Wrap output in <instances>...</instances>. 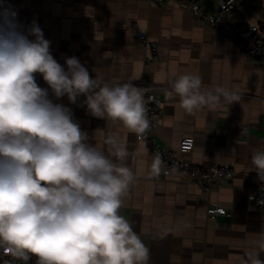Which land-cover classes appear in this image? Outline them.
<instances>
[{
    "label": "crops",
    "instance_id": "0c3cea01",
    "mask_svg": "<svg viewBox=\"0 0 264 264\" xmlns=\"http://www.w3.org/2000/svg\"><path fill=\"white\" fill-rule=\"evenodd\" d=\"M182 1L187 2L0 0V6H11L25 31L35 20L50 41L52 55L65 68V58L75 56L93 78L135 83L144 77L162 85L159 143L176 149L182 137L191 135L194 147L187 157L194 163L234 167L230 185L207 193L175 176L150 179L154 157L136 133L119 121L93 117L82 106L84 96L76 104L66 96L56 99L72 110L89 142L107 152L104 139L115 134L126 147L129 156L124 163L137 178L120 214L149 248V264H240L244 253L264 237V219L248 201L257 179L255 171L249 172L251 155L264 147V71L252 65L230 37L229 24L235 17L222 29H213L196 20ZM247 1L253 7L248 19H264V0ZM216 2L203 1L204 11L212 12ZM134 22L158 42V60H147L149 50L132 35ZM185 73L200 76L203 91L226 87L241 98L190 114L178 96L165 95L173 77ZM216 204L227 213L210 219L207 208Z\"/></svg>",
    "mask_w": 264,
    "mask_h": 264
},
{
    "label": "clouds",
    "instance_id": "9594fccd",
    "mask_svg": "<svg viewBox=\"0 0 264 264\" xmlns=\"http://www.w3.org/2000/svg\"><path fill=\"white\" fill-rule=\"evenodd\" d=\"M65 65L54 58L35 20L25 31L11 6H0V247L24 264L31 256L38 257L36 264H149V248L120 214L137 178L124 163L126 147L109 134L107 152L101 150L72 110L49 96L50 89L71 104L84 96L82 106L93 117L119 121L143 136L150 127L146 89L93 78L75 56L66 57ZM36 74L47 88L38 85ZM202 88L200 76L185 73L173 77L165 95L178 96L190 114L241 98L226 87ZM161 164L157 155L154 174ZM251 165L264 193V149L253 150ZM258 203L264 206V198ZM256 243L240 264H264V237Z\"/></svg>",
    "mask_w": 264,
    "mask_h": 264
},
{
    "label": "built area",
    "instance_id": "2783aa9c",
    "mask_svg": "<svg viewBox=\"0 0 264 264\" xmlns=\"http://www.w3.org/2000/svg\"><path fill=\"white\" fill-rule=\"evenodd\" d=\"M157 4H162L165 0H150ZM205 0H187L182 1V7L188 9L192 16L205 22L213 29H222L229 18L235 17V20L229 24L230 37L236 43L237 47L245 54L252 65L264 71V19L251 21L248 19L253 11V7L247 0H223L224 7L221 6L222 0H217L212 12H205L203 9ZM132 35L139 39L144 47L149 50L148 61H156L159 58V44L151 39L136 22L132 23ZM36 81L42 88L48 85L40 74H36ZM135 85L144 87L147 115L150 120V127L143 136L137 138L146 143L149 152L155 158L160 157L162 164L159 174L150 172L149 178L153 180L164 179L175 176L187 182L196 184L205 193L232 183L235 176V169L229 165H211L204 166L194 163L187 157V154L194 147V137L186 135L182 137L178 148L163 146L156 137V131L160 123V113L163 107L162 85L150 82L144 77L138 79ZM49 96L55 103L56 98L49 89ZM264 149V147L262 148ZM250 197H255L250 199ZM264 198L261 191V182L256 179L252 187L248 201L255 205L264 219V206L258 203V200ZM227 210L222 205H211L207 208V215L210 219H215L220 215H225ZM38 257L31 256L28 264H36ZM24 264L23 261L13 257L7 248L0 247V264Z\"/></svg>",
    "mask_w": 264,
    "mask_h": 264
}]
</instances>
